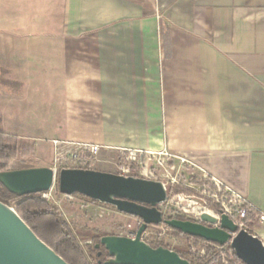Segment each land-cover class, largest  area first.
Returning a JSON list of instances; mask_svg holds the SVG:
<instances>
[{
	"label": "crops",
	"instance_id": "crops-1",
	"mask_svg": "<svg viewBox=\"0 0 264 264\" xmlns=\"http://www.w3.org/2000/svg\"><path fill=\"white\" fill-rule=\"evenodd\" d=\"M45 23L0 32V131L175 155L264 211V0H58Z\"/></svg>",
	"mask_w": 264,
	"mask_h": 264
},
{
	"label": "water",
	"instance_id": "water-1",
	"mask_svg": "<svg viewBox=\"0 0 264 264\" xmlns=\"http://www.w3.org/2000/svg\"><path fill=\"white\" fill-rule=\"evenodd\" d=\"M17 178L25 181V191L16 192L1 184L10 192L23 195L46 191L56 182L62 194L78 193L141 219L133 237H100L94 247L104 251L105 259L99 264H191L176 251L162 245L151 246L141 239L149 225L160 223L205 242L228 244L243 264H264L261 240L243 229L237 230L225 213L217 217L202 212L200 221L163 218L157 206L166 201L167 191L160 181L85 168H63L55 173L51 167L23 169ZM233 232L236 233L232 235ZM0 264L68 263L34 233L12 206L0 201Z\"/></svg>",
	"mask_w": 264,
	"mask_h": 264
},
{
	"label": "rangeland",
	"instance_id": "rangeland-1",
	"mask_svg": "<svg viewBox=\"0 0 264 264\" xmlns=\"http://www.w3.org/2000/svg\"><path fill=\"white\" fill-rule=\"evenodd\" d=\"M57 1L0 0V32H3L6 23L16 24L19 19L27 20L30 30L35 31L36 29L45 28V20L49 19L51 15V6L57 4ZM50 153L46 151L42 154L37 150L33 156L24 160H14L8 170L0 173V183L2 182L9 189L16 192L25 191V181L19 180L17 176L23 169L27 168L51 167L55 173L63 168H85L118 174L112 164L103 162L104 160L110 161L111 153L98 155V161H89L86 165L70 160L54 161ZM133 171L131 175L157 180L164 184L167 198L166 201L157 206L163 218L169 216L177 218L180 216L184 219L199 221L198 213L202 211L219 215L220 204L208 198L201 190H197L195 176L197 173L195 170L181 166L179 161L176 164L165 161L162 165H157L154 160H150L147 163V168H134ZM51 195L52 198L45 200L46 203L52 205L70 226L86 255L87 250L94 244L89 235L104 233L126 236L136 228L138 218L119 212L113 205L92 201L78 193H74L71 198H67L58 190L55 182ZM35 202V198H28L20 202L11 201L10 206L21 215L24 209H33ZM87 203L90 206L87 207ZM148 233L152 237H149V239L155 240L154 243H159L162 246L166 245L167 248L172 250L189 249L200 257L206 255L208 250L205 243L166 228L164 224L149 225ZM212 251V254L218 256L223 264H225L221 260L223 257L228 261V264H240L233 260L226 248L212 247ZM89 260L91 264H97L94 257H90Z\"/></svg>",
	"mask_w": 264,
	"mask_h": 264
},
{
	"label": "built area",
	"instance_id": "built-area-1",
	"mask_svg": "<svg viewBox=\"0 0 264 264\" xmlns=\"http://www.w3.org/2000/svg\"><path fill=\"white\" fill-rule=\"evenodd\" d=\"M51 145L53 148V160L54 161H62V160H70L77 161L86 165L89 161H98V155L102 149L107 147H103L96 144H89L78 141H70L63 139H51ZM112 157L109 160H104L105 163H110L114 168L118 171V174L128 176L133 174V169L137 168H147V163L150 160H154L155 164L162 165L165 161H170V159H175V155H170L164 152H154L150 150H139V149H124L118 148L111 151ZM177 158V157H176ZM178 161L181 165H185L186 160L184 158L178 157ZM197 182V190H201L203 194L215 202L220 204L219 215L221 213H225L238 229H243L253 236L258 237L264 245V211L250 203L243 197L241 194L233 190L231 187L225 185L219 179L209 176L205 171L199 170V173L195 175ZM54 188V183L52 186L43 192H40V196L44 200H48L52 198L51 192ZM65 197L71 198L72 194H64ZM86 206H90V204H86ZM207 212V211H202ZM198 213L199 221L201 220L200 215ZM214 216H219L207 212ZM137 218V217H136ZM141 224V219H137V225L135 230L126 234V236L133 237L137 228ZM157 225H163L162 223ZM165 225V224H164ZM166 226V225H165ZM166 228H169L166 226ZM236 232H233L234 235ZM148 227L141 233V239L151 246H157L159 243H154L155 240L149 239ZM207 246L216 247L218 249L226 248L228 254L233 258V251L229 247L228 244H224L222 246L205 242ZM224 256V255H222ZM221 256V257H222ZM221 260L228 264L226 259L221 258ZM240 261V260H239ZM240 264H243L241 261Z\"/></svg>",
	"mask_w": 264,
	"mask_h": 264
},
{
	"label": "trees",
	"instance_id": "trees-1",
	"mask_svg": "<svg viewBox=\"0 0 264 264\" xmlns=\"http://www.w3.org/2000/svg\"><path fill=\"white\" fill-rule=\"evenodd\" d=\"M33 152L34 146L32 143L17 140L15 137L0 131V173L8 170L10 164L14 160H24L31 156ZM131 176L136 177L135 175ZM28 198H35V206L33 209H24L21 213V217L34 233L59 254L68 264H91L89 260L90 257H94L97 264H99V261L104 260V251L101 248L96 249L94 246L99 241L100 237L107 234L94 233L89 235L94 241V244L87 250L86 255L80 247L70 226L52 205H49L41 198L40 193L17 195L10 192L0 183V201L10 205L11 201L20 202ZM168 218L171 217L169 216ZM177 218L184 219L180 216ZM174 231L180 233L179 231ZM192 238L198 242L204 243L202 239L195 237ZM163 246L168 247L166 245ZM100 251L101 254L98 255ZM174 251H176L181 257L188 259L191 264H223L218 256L212 254L213 251L210 246H208L206 255L202 257L198 254L192 253L189 249ZM233 260L235 262H240L235 255H233Z\"/></svg>",
	"mask_w": 264,
	"mask_h": 264
},
{
	"label": "flooded vegetation",
	"instance_id": "flooded-vegetation-1",
	"mask_svg": "<svg viewBox=\"0 0 264 264\" xmlns=\"http://www.w3.org/2000/svg\"><path fill=\"white\" fill-rule=\"evenodd\" d=\"M128 176H130V175H128Z\"/></svg>",
	"mask_w": 264,
	"mask_h": 264
}]
</instances>
